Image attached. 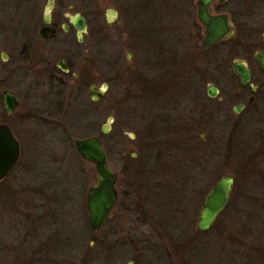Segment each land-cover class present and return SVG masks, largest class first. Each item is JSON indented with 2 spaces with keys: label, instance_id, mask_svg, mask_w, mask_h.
<instances>
[{
  "label": "rangeland",
  "instance_id": "374dc122",
  "mask_svg": "<svg viewBox=\"0 0 264 264\" xmlns=\"http://www.w3.org/2000/svg\"><path fill=\"white\" fill-rule=\"evenodd\" d=\"M45 1L0 0L11 41L0 51L15 54L13 31L22 22L41 21ZM72 4L70 14L81 11L90 21L83 43L59 37L44 61L78 56L79 82L69 76L59 94L49 93L44 78L37 80L40 86L18 93L20 104L9 119L22 149L19 165L0 184V264H32L16 254L32 252L37 235L41 243L52 242L57 259L72 248L73 264H264L258 123L248 115L236 127L209 121L206 128L222 138L215 149H194L179 135L182 111L190 113L195 103L193 68L208 60L191 39L196 26L180 25L176 0ZM106 7L119 11L120 23L111 26L121 30L116 38L97 33L105 27ZM91 82L108 84L100 102L88 97ZM111 116L109 134L102 133ZM91 135L103 141L121 194L114 217L96 234L88 224L86 192L97 175L73 143ZM221 175L235 179L231 200L208 232H198L203 198Z\"/></svg>",
  "mask_w": 264,
  "mask_h": 264
},
{
  "label": "flooded vegetation",
  "instance_id": "af4514ba",
  "mask_svg": "<svg viewBox=\"0 0 264 264\" xmlns=\"http://www.w3.org/2000/svg\"><path fill=\"white\" fill-rule=\"evenodd\" d=\"M48 1L46 0L44 3V14H42L41 21H35L33 25L22 22V25L20 24L13 31L12 34L15 32V36L12 44L18 42V46L11 45L15 54L11 55L5 49L0 51V124L9 125L12 128L15 138L19 142L20 159L22 142L9 123L10 116L20 104L19 97L21 96L18 93L39 85L41 80L39 83L37 80L44 78L45 81H41V83L44 86H49V93L51 90L54 89L55 91L57 89L60 94L63 89L62 86L67 85L66 80L69 76L75 82H79L81 74L79 69L75 70L78 64V56L73 57L72 61L69 59L66 61L62 58L54 64L50 59L45 62L44 57L46 53H49L47 47L56 45V39L59 37H62V40L64 39L63 43L67 41L66 38L72 41L70 37L73 35L78 43H83L84 35L88 32V22H90L88 16L82 14L81 11H76L73 15L70 14L69 10H74L72 4L74 0H53L52 7L48 12L49 22L47 24L44 22V17L46 14L45 7L49 4ZM40 2L42 3L43 0H40ZM176 2L181 6L180 25L187 27L190 23H193L196 26L190 32L193 36L191 39L199 41L200 52L208 57L206 65L194 66L195 68H193L195 74L191 80L190 88L193 90L191 97L195 98V103L190 113H183L186 109L182 111L181 120L179 121L180 138L183 140L186 138L194 149L201 150L200 147L202 146L219 148L222 138L217 137V131H209L206 128L208 122L221 121L236 127L238 122L248 115L251 121L258 123L257 129H259V136H261L259 141L261 147L258 153L262 157L261 165L264 167V63L262 64L258 58L264 57V0H176ZM99 5H101L100 1ZM105 10V27L100 31L98 30L97 33L101 34L104 39L112 36L116 38L117 35H120L121 30L119 28L114 31L111 26L120 23V19H118L119 11L117 8L112 7H106ZM77 13L86 24V33L82 32L80 38L78 37L79 31L74 26ZM203 16L210 18L216 25L227 24L230 28L228 34L231 33L232 36H223L219 41L211 44L210 47H203L201 45L202 39L205 37L203 29L205 26L201 20ZM8 26L5 24L4 19L0 18V49L7 48L9 42H11ZM45 26L48 27L47 34L42 37L40 30ZM190 52L191 50L188 54ZM77 53L75 52V54ZM211 54L213 55L210 58ZM84 61L86 62L87 58ZM44 63L46 66L38 71L36 67ZM242 71L247 72L248 76L242 78L239 75V72ZM32 81L33 83H31ZM93 83L96 82H91V84ZM9 86L13 88L17 86L18 91L15 93L13 88ZM7 92L12 93L18 100L16 108H13L10 112L5 103V93ZM90 100L96 103L100 102V100L96 101L91 98ZM39 118L41 119V116ZM19 163L20 160L15 165L18 166ZM127 169L133 170L130 167ZM261 172L264 173V168ZM116 174V190L120 196V191L117 188L119 174L118 172ZM6 177L0 181V184L6 180ZM215 184L216 182L212 186ZM233 190H231L230 197ZM119 196L115 207L118 206ZM204 198L203 201H205ZM115 207L111 210L106 224L114 217ZM199 211L201 212V208ZM118 220L120 222V218ZM36 238L38 241L32 252H26L21 247L20 249L23 252L20 251L16 256H21L23 259L27 257V262L32 264H73V262H76L72 258V248L65 250L63 259L61 257L57 259L56 255L53 254V247L55 246L52 242L41 243L40 235H37ZM21 244L23 242L20 243V246ZM8 249L9 247L2 246L3 251ZM129 262L133 263V260Z\"/></svg>",
  "mask_w": 264,
  "mask_h": 264
},
{
  "label": "water",
  "instance_id": "95a60500",
  "mask_svg": "<svg viewBox=\"0 0 264 264\" xmlns=\"http://www.w3.org/2000/svg\"><path fill=\"white\" fill-rule=\"evenodd\" d=\"M53 0H49V4L45 7L44 22L48 24V12L52 7ZM204 23L203 29L205 37L202 39L201 45L203 47H210L211 44L219 41L221 37L228 35L230 28L227 24L216 25L210 18L201 17ZM75 28L78 29V37H81V33H86V24L82 17L77 13L75 18ZM48 27L45 26L40 30V34H47ZM260 62L264 63V57H258ZM239 75L243 77L248 76L245 71L239 72ZM108 85L106 82L102 83L99 88L96 87V83L91 84L89 88V97L96 101H99L105 91H107ZM5 103L10 112L13 108H16L18 100L12 95V93H5ZM113 121V117H109L106 124L102 126L101 132L109 134L110 125ZM132 138V134H129ZM12 128L5 124H0V181L11 173V170L16 166L15 164L20 160V146L16 140ZM75 149L80 155L81 159L88 161L94 165V171L96 181L91 187H88L86 192V209L88 224L92 233L100 232L105 228L106 221L110 217V212L115 207V203L119 194L116 190L117 174L110 168V164L107 160V154L104 149L103 141L97 135H91V137H84L81 139H73ZM216 184L210 188L202 203L201 212L198 215L196 229L199 232H208L213 223L216 222L220 212L225 210L230 200V193L234 178L231 175L219 176Z\"/></svg>",
  "mask_w": 264,
  "mask_h": 264
}]
</instances>
